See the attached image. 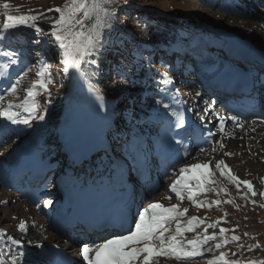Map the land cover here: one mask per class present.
Returning <instances> with one entry per match:
<instances>
[{
  "label": "rangeland",
  "instance_id": "obj_1",
  "mask_svg": "<svg viewBox=\"0 0 264 264\" xmlns=\"http://www.w3.org/2000/svg\"><path fill=\"white\" fill-rule=\"evenodd\" d=\"M9 1H14L25 8L31 7L40 10L63 6L65 3V0ZM237 1L247 8H253L254 11H259V15L246 17L240 13V11L232 10L230 7H224L225 0H212L209 2L203 0H127V3H125V0H111L112 6L117 8L118 15V19L114 22V28L124 40V44L118 54L108 51L104 52L103 56L99 57V64L102 71L98 77H101L102 83L108 90L112 104L115 105L119 114L118 134L115 138L113 137L118 154L120 153L123 155L124 153H130L135 144L134 134L137 129L151 130V128L145 124L141 126L142 128H139L140 118L137 112L140 108L146 106L138 103L140 89H142V87L140 85L134 86L136 83L140 82V71L137 72V64L139 62L147 63L144 61V58L151 57V64L149 66H152L154 70L158 72L167 71L173 67L171 61L155 49L156 46H159L157 43L163 39L161 37L165 33V30L160 28V18L165 16L180 21L187 19H204V21L213 25L238 31L257 43V39L251 34L249 29H258L261 24L264 25V6L261 7L258 5V1L256 0ZM46 14L49 17L58 16V14L54 12ZM119 20H126V23L121 25ZM248 20L251 21L252 24L247 30L242 22ZM47 24L44 25L46 29L50 27L48 22ZM36 39H41V43H33ZM130 46L132 47V52L129 50ZM21 47L25 52V57L30 61L29 67L31 71L28 72L27 76L18 86V96L6 97L5 104L9 100L13 103H20L24 99L25 89L37 79L36 73L39 70V65L36 61L40 57L48 60V64L51 65L53 81V83L49 85L51 97H47L42 90H39L35 94V99L38 104V111L48 119L44 137L55 142L57 121L54 113L59 103V94L64 86V74L61 70L62 65L59 63L58 49H54L52 45L48 44L43 38L34 36H31L30 41L26 40L25 44ZM121 61H123L124 70L128 73L124 78L133 82L127 85L119 83L113 85V80L119 82L121 79V77L115 73L116 66L120 64ZM177 72L182 75L183 79L186 78L180 82L181 89L187 95L188 99L197 105L199 114L209 116L208 119L211 121L209 123L213 124L217 119L224 120L226 117L230 118L233 116V114L229 113L224 107V103L218 102L214 104V100L210 99L209 93L201 90V88L191 81L193 75L189 70L188 64H183L177 69ZM96 78L97 77H93L91 81L93 85H98V78ZM197 92L200 93L199 97L196 96ZM49 99L50 102H48ZM205 109H208L207 114L205 113ZM14 110L19 111L17 109ZM238 117L239 121L233 124L234 128L237 127L236 124L241 123L245 119L247 120L245 122L247 127L243 129V136L239 139V137L235 138L234 136H230L229 133L227 134L225 131H227L229 127H227L226 121L224 120V131L219 137L217 135V139L214 141L216 143L215 147H219V149H217L219 151L213 153L211 151L212 147L208 148L205 152H201L199 159H205L212 155H216V157H225L236 170H238L242 177L253 178L256 183L255 191L257 195L252 197L251 193H248L249 199L242 198L247 191H245L242 186L238 191L235 185L229 183L226 177L219 174V170H214L215 175H213V181H215V183H212L210 186L212 190H209L207 194L197 193L195 198L198 201H207L209 203L220 200L221 203L218 205L213 204L211 208H197L192 202L184 199L182 202L185 208L188 209V212L184 217H181L180 220L181 223H185L188 214L191 213L199 214L204 220V223L197 226L194 231L184 233L187 239H192L198 233L203 234L206 224L215 223L219 220L220 223L217 224L216 228H209L207 230L208 234L215 233L217 236L216 240L209 242L210 244L215 245L219 243V241H223V239L231 241L233 235L240 237V239L239 241H231L222 248H214L213 253L206 254L207 259H212L215 256H219V253H224L226 251L225 257L227 260H235L240 261L241 264H248L250 260H264V207H260L262 198L259 196L258 192L259 176L264 171V135L260 134L259 136H255L254 140H252L251 137L249 138V134H247L249 122L255 123L259 128L264 127V123L262 122L264 121V111L259 113V116L250 113ZM35 123L36 121H33L30 126L22 125L24 129L20 134L0 144V152L5 153L9 150L23 135L31 131ZM123 136H127L129 139L128 143L125 142L122 144L120 142ZM217 141L222 142L224 147L220 148ZM55 149L57 150V146ZM225 152L232 153V155L226 156L224 155ZM62 168L63 166L61 164L59 168L55 169L46 177V180L32 187H25L18 181L9 184L7 183L8 181L4 179L0 180V202L8 201L6 205L0 203V230L6 233L11 232L18 237H23L27 243L31 241L29 244L34 243L33 245L39 243V241L63 242L65 240L63 235L50 227V217L48 214L49 206H44L45 200L51 199L54 201L56 191L53 182L60 175V170ZM157 172L160 178L159 185L154 191L141 195L139 206L146 207L147 203L153 200H162L165 203L180 202L173 195L171 199H167L169 195L167 184L175 176L176 171L173 168H168V170L166 169L163 173L160 171ZM221 187L226 189V192L220 191ZM29 193L35 195L34 200L28 196ZM226 200H231L233 203H224ZM251 200H255L256 203L253 204ZM37 204L40 206L37 207ZM237 206L239 207L237 208ZM21 220H27V222H29L28 229L30 231L28 234H22L18 230L17 225ZM172 227H175V224ZM220 228L227 230L223 237L219 234ZM245 233H248V235L245 236ZM257 244L259 247L253 248L251 251L248 250L249 245ZM78 245L79 242L73 243L71 248L74 249ZM240 245L244 247H240ZM3 247L4 245L0 244V248ZM233 253H235V255H233ZM170 261L174 264L183 263L170 257L159 258V264H165ZM190 262L191 263L187 261L186 264H207V260L200 257Z\"/></svg>",
  "mask_w": 264,
  "mask_h": 264
},
{
  "label": "snow or ice",
  "instance_id": "obj_2",
  "mask_svg": "<svg viewBox=\"0 0 264 264\" xmlns=\"http://www.w3.org/2000/svg\"><path fill=\"white\" fill-rule=\"evenodd\" d=\"M13 11L20 13L21 9L19 7L14 9L9 0H0V18H2V23H0V78L8 79L10 68L24 64L20 48L11 46L13 39H16L17 42L19 40V37L16 36L17 32L20 33L21 37L31 35L43 38L54 49H58L59 63L62 65L61 70L64 75H76L78 78L89 82L93 77L101 74L99 57L108 51L118 54L124 44V40L114 28V22L118 19V15L117 8L112 6L111 0H65L63 6L46 10L29 8L25 14H12ZM49 12H54L58 16L49 17L46 14ZM44 20L49 23L50 27L47 29L41 25ZM119 23L123 25L126 20H119ZM33 43L40 44L41 39H36ZM144 61L147 63L139 62L137 64V72L143 69L146 76H151L152 69L148 67L151 64V57L144 58ZM36 63L39 65V70L36 73L37 79L25 89L22 102L13 103L9 100L5 104V99L8 96H18V86L31 71L30 67L23 68L16 80L10 82V85L0 93V118L10 122L11 125L30 126L33 121L45 119V116L38 111L35 94L42 90L47 97H51L49 89V85L53 83L51 65L43 57H40ZM115 73L121 79L119 82L113 80V85L117 83L127 85L133 82L124 78L128 73L124 70L123 61L116 66ZM157 75L161 77L156 82L159 89L158 95L164 93L170 97V103H163V108L168 110V114L176 117L174 127L183 128L182 113L171 107L172 103L178 102L179 89L173 91L175 81L167 71L162 74L157 73ZM160 85H171L172 87H160ZM89 92L95 95L98 100L103 99L98 88L92 87ZM196 96L199 97L200 93L197 92ZM155 103L159 105L162 100L157 99ZM103 107L104 105L100 104V108ZM14 109H22L26 115L21 114L20 111H14ZM207 112L208 109H205L206 114ZM200 119L203 121L205 116H201ZM230 119L237 123L239 121V117L236 115L231 116ZM238 126L243 127L239 124ZM224 128L225 122L220 119L219 129L221 133H223ZM176 143L182 145L183 141L177 140ZM217 143H219L220 148L224 147L222 142L217 141ZM205 151L204 148L199 149V152ZM211 151L213 153L217 151L215 145L212 146ZM3 155L4 153L0 152V156ZM183 155H190L187 148H184ZM224 155L230 156L232 153L225 152ZM192 158L195 159L196 157L193 156ZM211 163L210 160L207 163L183 164L176 172L177 179L169 186L167 199H171V194H174L178 201L187 199L197 208H211L213 204H220V200L209 203L198 201L195 198L197 193L205 190V185L210 182L209 177L215 175L214 172L199 171L209 169ZM215 168L219 170L221 176L226 177L229 183L235 185L238 191L241 186H246L247 192L242 198L249 199L248 193H251L252 197L257 195V192L253 190L251 181L238 179L231 173V169L224 160L215 161ZM211 182L215 183V181ZM220 191L226 192V189L221 187ZM259 195L264 196V192L259 193ZM251 202L256 203L255 200H251ZM0 203L6 205L8 201ZM224 203H233V201L226 200ZM52 204L51 199L44 201L45 207ZM36 206L39 207L40 205L37 204ZM260 207H264V203H261ZM187 212V208L181 209L178 204L166 207L160 202H152L148 203L146 207L138 206L132 212L133 219L126 221L127 226L120 225L119 232L91 245L83 243L81 245L83 261L85 264H159L160 257H170L178 261H192L200 257L206 259L207 264H241L240 261L227 260L223 252L219 256L207 259L206 254L213 253L214 248L219 249L231 241H239L240 237L233 235L231 241L223 239L220 244H210L209 242L216 240L217 236L215 233L208 234L207 230L216 228L217 224L220 223L217 220L215 223L206 224L203 234L198 233L192 239H187L184 233L194 231L197 226L204 223L200 218L190 216L182 224L180 218L184 217ZM173 224L175 227H172ZM17 227L20 233L28 234L26 221L21 220ZM226 231V229L220 228V236L223 237ZM247 235L248 233H245V236ZM0 244L4 245L3 248H0V264H21L26 255L25 251L22 250L24 242L21 239H16L0 230ZM36 246L42 247L43 245L37 243ZM53 247L58 248L59 245ZM240 247L244 246L240 245ZM257 247H259L258 244L249 245L248 250L251 251ZM25 264H27L26 261ZM248 264H264V260H250Z\"/></svg>",
  "mask_w": 264,
  "mask_h": 264
},
{
  "label": "bare ground",
  "instance_id": "obj_3",
  "mask_svg": "<svg viewBox=\"0 0 264 264\" xmlns=\"http://www.w3.org/2000/svg\"><path fill=\"white\" fill-rule=\"evenodd\" d=\"M203 1L209 2L212 0H203ZM256 1H258V5H260L261 7L264 6V0H256ZM9 2L13 5L14 9L16 7H19L21 9L20 13H16L15 11H13L12 14H25L27 12V9L31 8V7H29V8L22 7L14 1H9ZM224 7H226V8L230 7V8H232V10L240 11V13H242L246 17H252V16L259 15V11H254L253 8L252 9L247 8L243 5H241V3H239V1H237V0H225ZM32 9H35V8H32ZM47 22H48L47 20H44L41 22V25L43 27H45L44 25H46ZM204 23H205L204 19L203 20H198V19H189L188 20L187 19V20H181L180 21V20L168 18L165 16L161 17L160 18V28L164 29L165 33L161 37L163 39L160 40V42H158L157 44L158 45H160V44H171L174 40L181 39L183 35L180 32V29H191V30H199V31L207 32L205 30ZM242 24H244L245 28L248 30L251 27L252 22L248 20L246 22H242ZM249 31L257 39V41H258L257 45L262 50H264V25L261 24L260 27H258V29L257 28L256 29H249ZM16 36L19 37V40L17 42L16 39H13L11 46L13 48H20L22 58H23V55L25 52L22 50V47H20L21 46L20 42L24 41V40L30 41L31 35L21 37L20 33H18V35H16ZM165 56H166V54H165ZM151 69H152L151 76H146L145 71L143 69L140 70V73H139L140 82L136 83L134 85V86L140 85L142 87V89H140V91L143 90V87H145V86H148L147 88H153V87L155 88L157 86L156 82L161 77L159 75H157V71L156 72H154L155 70L153 71V69H154L153 67H151ZM63 76H64V86H63L61 93L59 94V98H58L59 103L57 104L56 109H55V113H54V116L56 117V121H57L56 128L59 125H61L62 123L69 120V118L72 117L73 113L75 112V110L77 108V104L79 103V87H80V84H83L85 86L88 85L90 88H92V87L98 88L100 95L103 97V100L108 102L110 105L112 104L111 98L109 97L108 90L106 89L105 85L102 83L101 77L99 78L97 76L98 85H96V84L93 85L91 83L93 78L89 82V81L78 78L76 75H67V76L63 75ZM142 77H145V81L141 80ZM257 77H258V84H257L258 92H257V95L255 96L256 98L255 97L254 98L256 99V101H258L257 103H258L259 107L262 106V109H263L264 108V80L260 79L259 76H257ZM155 97H156V95H153L154 99H155ZM257 108H258V106H257ZM255 111H258V109H256ZM138 114H143V116H146V114H147L146 108H144V107L140 108V110H138ZM40 122L41 121H39V120L36 121L37 125L33 126L29 135L33 134L35 137L42 138V140H41L42 150L50 161H52V162L64 161L65 163H67L64 160L63 156L60 155L57 152V150L55 149L58 141L56 142V140H55V142H52L51 140L46 139L44 137L45 127L39 126ZM245 122L246 121H244V123L242 124L243 127L238 126L237 128H234V127H232L233 123L231 122V120H227V127H229V129L225 132L227 134L229 133L230 136H234L235 138L239 137V139H240L241 136H243V134H244L243 129L247 127ZM248 124H249V127H248L249 129H248L247 134H249V138L251 137V139L254 140L255 136H259L260 134L264 135L263 128H261V130H260L257 127H255L254 124H252V125L250 123H248ZM213 126H215L214 133L216 132V135H220L221 131L219 129V122L213 123ZM20 128H21V126L17 125V129L19 130ZM253 128H255V131H253ZM225 132H224V134H225ZM143 133L148 135V134H150V131H146ZM117 134H118V132L115 131L114 132V138H115V136H117ZM226 135H224V136H226ZM226 146H230V145H226ZM207 159H208V157L205 160H207ZM5 163H6L5 161H0V174L3 172V165H5ZM213 168L216 169L215 163H214ZM67 170H68V166L66 165L64 170L62 172H60V177L65 175L67 173ZM81 171H82V174H81V176H79L80 181H84V180L96 181V179L99 177L98 176L99 174H95L92 171L88 172V171H86V168H84ZM6 181H8L7 183H9V184H12V182H14L13 179H8ZM28 196L32 197L35 195H33V193L32 194L29 193ZM70 236L75 238L76 239L75 241H77V239L79 240L81 238V237H79V238L77 237L76 232H71ZM33 244H32V246H34ZM36 245H35V247H37ZM79 246H81V245H79ZM166 264H169V263H166Z\"/></svg>",
  "mask_w": 264,
  "mask_h": 264
},
{
  "label": "trees",
  "instance_id": "obj_4",
  "mask_svg": "<svg viewBox=\"0 0 264 264\" xmlns=\"http://www.w3.org/2000/svg\"><path fill=\"white\" fill-rule=\"evenodd\" d=\"M129 50L132 52V47L131 46L129 47Z\"/></svg>",
  "mask_w": 264,
  "mask_h": 264
}]
</instances>
